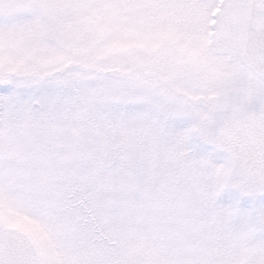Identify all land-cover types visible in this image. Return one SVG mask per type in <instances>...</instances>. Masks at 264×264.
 Returning <instances> with one entry per match:
<instances>
[{"label": "snow or ice", "instance_id": "1", "mask_svg": "<svg viewBox=\"0 0 264 264\" xmlns=\"http://www.w3.org/2000/svg\"><path fill=\"white\" fill-rule=\"evenodd\" d=\"M0 264H264V0H0Z\"/></svg>", "mask_w": 264, "mask_h": 264}]
</instances>
